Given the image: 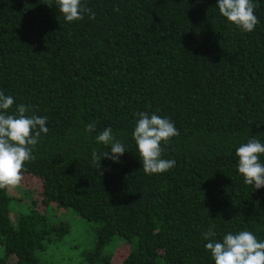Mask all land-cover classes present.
<instances>
[{
    "label": "trees",
    "instance_id": "obj_1",
    "mask_svg": "<svg viewBox=\"0 0 264 264\" xmlns=\"http://www.w3.org/2000/svg\"><path fill=\"white\" fill-rule=\"evenodd\" d=\"M217 3L81 0L95 18L67 22L56 0H0L8 113L29 105L49 129L22 170L41 181L40 202L27 191L19 208L0 189V264H51L38 252L69 230L49 214L53 205L94 226L79 264H113L117 241L129 246L121 264H214L209 227L217 240L247 230L264 241V188L244 183L235 154L252 137L264 143V0H254L252 32ZM139 112L179 131L161 145L176 162L162 174L143 171L132 137ZM109 126L126 151L99 169L92 152L111 146L95 137Z\"/></svg>",
    "mask_w": 264,
    "mask_h": 264
},
{
    "label": "clouds",
    "instance_id": "obj_2",
    "mask_svg": "<svg viewBox=\"0 0 264 264\" xmlns=\"http://www.w3.org/2000/svg\"><path fill=\"white\" fill-rule=\"evenodd\" d=\"M51 6L50 3H47ZM59 12L67 22L82 20L85 13L94 19L95 13L84 7L81 0H56ZM219 13L229 22L235 24L244 32H252L260 20L255 15L257 5L254 0H218ZM15 100L11 95L0 91V189L14 187L22 180V170L27 161L33 160V149L38 143L41 133L47 134V118L30 113L31 106L19 104L15 112L8 110ZM136 122L132 137L137 145V151L142 161L145 174H162L175 166V160L164 159L163 144L179 135L178 129L168 118L147 112L136 114ZM96 130L95 123L85 125V131ZM96 141L108 148L103 155L95 150L92 152L93 163L100 169L101 159L106 158L119 162L125 153V145L113 134L109 126L95 137ZM238 157L237 170L242 175L244 183L255 189L264 188V163L260 156L264 155V143L255 137L236 148ZM102 173V172H101ZM103 175V173H102ZM217 233L212 227L203 233L208 241L204 247L209 250L214 264H264V241H258L256 236L247 230L238 233L229 232L222 240L214 239Z\"/></svg>",
    "mask_w": 264,
    "mask_h": 264
},
{
    "label": "rangeland",
    "instance_id": "obj_3",
    "mask_svg": "<svg viewBox=\"0 0 264 264\" xmlns=\"http://www.w3.org/2000/svg\"><path fill=\"white\" fill-rule=\"evenodd\" d=\"M41 190V181L39 178L31 175H22V180L19 185L8 187V192L16 197L15 202L18 204L19 208H23L25 204H27L25 197L27 191L31 192L32 201L39 203ZM25 208L26 207H24V209ZM51 210L49 214L68 224L69 230L60 240L55 238L52 239L43 251L38 252V255L40 253V255L43 256L45 260L48 259L51 264H79V253L91 246L94 237V226L91 223L88 224L67 208H60L53 205ZM11 216L15 218L16 213L13 212ZM113 247L112 263L121 264L128 253L129 246L127 243L117 241Z\"/></svg>",
    "mask_w": 264,
    "mask_h": 264
}]
</instances>
